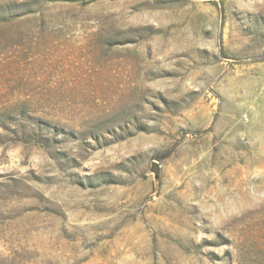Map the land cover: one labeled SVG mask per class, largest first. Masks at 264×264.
Returning <instances> with one entry per match:
<instances>
[{
  "label": "rangeland",
  "instance_id": "374dc122",
  "mask_svg": "<svg viewBox=\"0 0 264 264\" xmlns=\"http://www.w3.org/2000/svg\"><path fill=\"white\" fill-rule=\"evenodd\" d=\"M0 264H264V0H0Z\"/></svg>",
  "mask_w": 264,
  "mask_h": 264
},
{
  "label": "water",
  "instance_id": "95a60500",
  "mask_svg": "<svg viewBox=\"0 0 264 264\" xmlns=\"http://www.w3.org/2000/svg\"><path fill=\"white\" fill-rule=\"evenodd\" d=\"M153 170L155 171V173L158 175L159 174V166L157 164H154V168Z\"/></svg>",
  "mask_w": 264,
  "mask_h": 264
},
{
  "label": "trees",
  "instance_id": "16d2710c",
  "mask_svg": "<svg viewBox=\"0 0 264 264\" xmlns=\"http://www.w3.org/2000/svg\"><path fill=\"white\" fill-rule=\"evenodd\" d=\"M166 154V153H165Z\"/></svg>",
  "mask_w": 264,
  "mask_h": 264
}]
</instances>
